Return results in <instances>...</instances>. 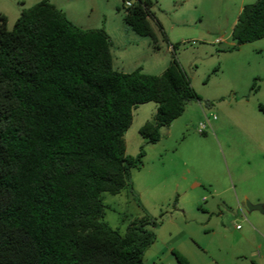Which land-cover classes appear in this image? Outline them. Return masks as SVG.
<instances>
[{"label": "trees", "instance_id": "obj_1", "mask_svg": "<svg viewBox=\"0 0 264 264\" xmlns=\"http://www.w3.org/2000/svg\"><path fill=\"white\" fill-rule=\"evenodd\" d=\"M153 6L136 0L123 20L158 49ZM232 38L228 52L264 38V0L241 10ZM110 46L103 28L81 30L50 0L23 10L12 30L0 16V264H145L159 221L136 218L122 235L104 221L101 195L131 186V170L142 165L143 149L129 156L124 142L133 108L156 103L139 131L155 144L161 128L201 99L177 45L157 76L114 70Z\"/></svg>", "mask_w": 264, "mask_h": 264}, {"label": "rangeland", "instance_id": "obj_2", "mask_svg": "<svg viewBox=\"0 0 264 264\" xmlns=\"http://www.w3.org/2000/svg\"><path fill=\"white\" fill-rule=\"evenodd\" d=\"M40 1L0 0V16L6 17L7 29H13L23 10ZM124 1L51 3L81 30L106 26L114 43L113 56L118 54L124 61L121 67L114 61V70L131 73L139 65L144 74H162L172 59V50L165 58L168 62L158 63L161 57L146 46L150 39L126 26ZM173 1L161 0L164 13L157 7L151 11L167 27L180 25L186 39L169 44L177 45L176 58L201 102L189 103L181 117L161 128L155 144H147L139 131L153 120L156 103L132 109V123L124 133L126 154L136 157L141 149L145 154L141 167L131 170V186L116 195H101L104 221L122 235L136 218L148 216L159 221L153 229L156 240L144 254L145 264H178L173 251L189 264H213L217 249L226 250L234 243L237 227L246 225L242 212L249 217V211L247 202H241L242 196L247 194L253 206L256 196L264 206V113L258 110L259 104L264 105V79L258 81L257 92L251 91L254 79L264 77V38L227 51L235 45L232 32L241 10L256 0ZM151 25L156 24L151 21ZM158 38L161 43L162 37ZM165 44L161 43L164 50ZM205 201L212 203L216 213L218 208L228 213L223 204L236 213L237 221L230 226L226 223L227 240L221 225L213 231L215 215H209ZM251 215L261 220L259 224L254 219L256 228L264 230V215Z\"/></svg>", "mask_w": 264, "mask_h": 264}, {"label": "crops", "instance_id": "obj_3", "mask_svg": "<svg viewBox=\"0 0 264 264\" xmlns=\"http://www.w3.org/2000/svg\"><path fill=\"white\" fill-rule=\"evenodd\" d=\"M136 0H131V2H135ZM153 1V0H152ZM187 0H174V4H179V3H185ZM51 3V0H50ZM52 4V3H51ZM54 5V4H52ZM55 6V5H54ZM56 7V6H55ZM153 7H157L158 11L160 13H164L165 9L163 7V4L161 3V0H155V5ZM154 17L155 19L158 21V23H160L161 28H162V32L164 33V35L166 36V50L163 49V47L161 46V43L164 41L163 38H161L162 42L159 43V38L158 36L162 37V32L161 30L155 26H152V29L158 39V43L157 46L159 47L158 49H154L152 46V42L150 41H145L147 48L149 49V52H153V54L157 53L158 56L161 57L157 59L158 63L160 62H168L169 59H165L167 58L169 52L172 50L171 49V45L169 43H180L179 41H183L182 39H186V37L181 36L182 34L180 33V25L178 24H174L171 23L169 27H167L163 20L160 18L159 15L156 16V14L154 13ZM105 25V24H104ZM127 26V25H126ZM184 26V25H182ZM110 40V53H111V58H112V67L114 69V61L118 64V66L121 67V65L124 64L123 59H121L120 55H115V57L112 54V46H113V41L111 36L109 35V32L106 28V26L102 27ZM119 30L121 32H124L123 30H125L122 26H119ZM129 28V27H128ZM182 28V27H181ZM131 30V29H130ZM131 32H133L131 30ZM134 33V32H133ZM136 34V33H135ZM183 37V38H182ZM144 38H148V37H144ZM150 39V38H149ZM121 43V41L119 42ZM169 44V45H168ZM119 53V52H117ZM161 53V54H159ZM157 56V57H158ZM154 60H152L153 62ZM159 64H157L158 66ZM149 67L151 68V65H149ZM161 67V66H160ZM149 68V69H150ZM136 69H141L142 72L144 71L143 66H137L134 68ZM120 72V71H119ZM123 73V72H122ZM235 188V186H234ZM248 201H251L249 196L247 194H244L242 196V201L243 203H246ZM253 203L254 205H258L262 203V200H260L259 198L256 200V196L253 199ZM207 203V207L210 208V212L209 215L214 216L215 215V223H214V230L213 231H218L216 230L218 228L219 225H221L222 229V233H223V239L227 240V235H225V230H227V224L230 226L232 225L234 222L237 221L236 219V213L234 214L231 209L226 206V204L224 206V208H226L228 210V213H224L223 211H220V208H218V213L214 212V208L212 203H208L207 201H205ZM239 202V200H238ZM220 206V205H219ZM217 205V207H219ZM253 212H257V211H253ZM249 217H246L245 214L242 212V217H243V224L244 225L242 228H238L236 229V235L234 236V243L231 244L226 250L221 251L220 248L217 249V255L213 256V264H264V230L263 227L261 228V230L256 228V222H258L259 224H261V220L254 218L255 220H257L256 222L254 221L253 217H252V212H249ZM210 222V219H209ZM227 223V224H226ZM226 224V225H225ZM258 225V224H257ZM259 227H261L260 225H258ZM222 252V253H221ZM145 257V255H144Z\"/></svg>", "mask_w": 264, "mask_h": 264}, {"label": "water", "instance_id": "obj_4", "mask_svg": "<svg viewBox=\"0 0 264 264\" xmlns=\"http://www.w3.org/2000/svg\"><path fill=\"white\" fill-rule=\"evenodd\" d=\"M246 207L248 209L249 212H253V211H257L260 214L264 215V206L262 204H258V205H250L248 202L246 203Z\"/></svg>", "mask_w": 264, "mask_h": 264}, {"label": "built area", "instance_id": "obj_5", "mask_svg": "<svg viewBox=\"0 0 264 264\" xmlns=\"http://www.w3.org/2000/svg\"><path fill=\"white\" fill-rule=\"evenodd\" d=\"M131 5H132V2H131L130 0H127V1H125V3H124V6H125L126 8L131 7ZM213 119H215V118L213 117Z\"/></svg>", "mask_w": 264, "mask_h": 264}]
</instances>
